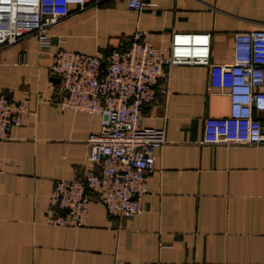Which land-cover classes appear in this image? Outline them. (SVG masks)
Segmentation results:
<instances>
[{
	"label": "crops",
	"instance_id": "0c3cea01",
	"mask_svg": "<svg viewBox=\"0 0 264 264\" xmlns=\"http://www.w3.org/2000/svg\"><path fill=\"white\" fill-rule=\"evenodd\" d=\"M127 2L72 6L46 50L32 37L0 47V86L27 97L30 110L0 140V264H264V145L201 142L204 119L230 109L204 65L171 66L167 95L158 81L142 108L141 125L164 128L166 142L154 149L141 213L113 218L91 194L81 227L46 222L55 182L82 176L85 139L101 121L55 104L60 80L50 67L59 48L104 55L139 32L165 50L173 32L209 33L211 63L231 64L234 33L264 29V0H145L142 10Z\"/></svg>",
	"mask_w": 264,
	"mask_h": 264
},
{
	"label": "built area",
	"instance_id": "2783aa9c",
	"mask_svg": "<svg viewBox=\"0 0 264 264\" xmlns=\"http://www.w3.org/2000/svg\"><path fill=\"white\" fill-rule=\"evenodd\" d=\"M91 0H0V47L32 37L40 50L52 45L51 27ZM145 0H128L142 10ZM64 39H59L62 44ZM177 64L208 67L209 85L226 92L229 114L204 119L202 143L264 145V29L234 33V61H210V34L173 32L160 50L135 32L126 49L87 55L59 48L51 73L60 80L55 104L60 109L98 114L97 132L85 139L86 167L81 177L58 180L50 193L46 222L59 227L84 225L91 194L107 213L128 219L141 213L154 149L166 142L164 128L141 125L142 108L152 102L155 86L168 93L169 68ZM29 100L8 97L0 86V140L9 138L29 114Z\"/></svg>",
	"mask_w": 264,
	"mask_h": 264
}]
</instances>
